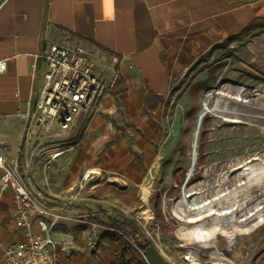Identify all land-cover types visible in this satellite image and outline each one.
I'll return each instance as SVG.
<instances>
[{
	"label": "crops",
	"instance_id": "crops-1",
	"mask_svg": "<svg viewBox=\"0 0 264 264\" xmlns=\"http://www.w3.org/2000/svg\"><path fill=\"white\" fill-rule=\"evenodd\" d=\"M262 16L264 0H0V62L6 65L0 72V150L8 160L18 158L19 126L15 120L4 118L22 110L36 88L32 67L41 63L36 56L45 36L60 42L68 33L71 42L94 44L115 53L121 60L119 90L105 96L80 149L55 164L49 182L55 197L78 194L89 202L84 206L55 200L74 219H90L105 226L91 210L98 203L139 212L137 182L119 186L107 179L119 190L137 189L138 205L125 208L120 201L86 196L92 189L88 190L90 184L105 178L103 170L95 165L100 147L116 141L125 149L141 151L148 147L150 151L162 139L158 116L162 99L191 58L208 44ZM82 167L90 178L80 191L83 179L79 181L78 174ZM32 172L35 182L43 187L41 167L36 165ZM135 173L122 170L123 176L134 181ZM15 210L13 192L1 191L0 263L4 249L25 238V231L16 226ZM129 221L138 226L134 216ZM33 231H39L37 225ZM51 236L57 243V264H122L133 259L120 240L108 235L98 237L76 221L62 222Z\"/></svg>",
	"mask_w": 264,
	"mask_h": 264
},
{
	"label": "rangeland",
	"instance_id": "rangeland-1",
	"mask_svg": "<svg viewBox=\"0 0 264 264\" xmlns=\"http://www.w3.org/2000/svg\"><path fill=\"white\" fill-rule=\"evenodd\" d=\"M262 18L191 58L162 99V139L150 151L125 149L116 141L95 148L100 150L95 165L104 179L119 186L138 183L141 208L134 213L118 205L89 208L109 227V219L137 218L140 243L152 245L167 264H182L184 254L228 264H264V230L249 235L261 223L239 229L251 206L264 207V141H218L216 119L208 112V97L223 86L264 96V26L243 34ZM123 169L135 170V181L123 176ZM86 173L82 167L79 181ZM78 198L74 204L88 206L82 195ZM241 230L247 234L239 235ZM129 250L137 264V253Z\"/></svg>",
	"mask_w": 264,
	"mask_h": 264
},
{
	"label": "built area",
	"instance_id": "built-area-1",
	"mask_svg": "<svg viewBox=\"0 0 264 264\" xmlns=\"http://www.w3.org/2000/svg\"><path fill=\"white\" fill-rule=\"evenodd\" d=\"M70 39L68 33H64L60 42L50 41L45 36L36 56L41 63L32 67L35 90L22 110L4 118L18 124L20 144L18 158L14 160H8L0 150V192L6 189L13 192L15 223L25 231V238L4 249L0 264H57V243L51 233L57 225L68 221L78 222L98 237H115L137 253L138 263L151 264L138 244V236L131 237L125 231L90 219H74L66 214L64 205L55 204V200L71 204L79 195L60 198L51 193L49 176L55 164L81 147L103 99L117 92L122 83L118 55L94 44L85 46ZM5 68V62H0V72ZM36 165L43 172V187L34 179L32 171ZM89 178L90 175L83 178L80 191ZM34 225L38 226V232L33 231ZM122 264L136 263L126 259ZM182 264L228 263L184 254Z\"/></svg>",
	"mask_w": 264,
	"mask_h": 264
},
{
	"label": "bare ground",
	"instance_id": "bare-ground-1",
	"mask_svg": "<svg viewBox=\"0 0 264 264\" xmlns=\"http://www.w3.org/2000/svg\"><path fill=\"white\" fill-rule=\"evenodd\" d=\"M208 112L215 117L218 131L216 139L220 142H230L237 139L264 141V96L256 91L223 86L217 94L208 97ZM264 143V142H263ZM143 200L146 201V195ZM259 221L257 228L250 237L264 230V207L253 205L246 213V218L240 222L239 229L247 228L252 222ZM239 235H246L243 230ZM236 235V234H234ZM233 236V235H231ZM227 236V239L231 238Z\"/></svg>",
	"mask_w": 264,
	"mask_h": 264
},
{
	"label": "trees",
	"instance_id": "trees-1",
	"mask_svg": "<svg viewBox=\"0 0 264 264\" xmlns=\"http://www.w3.org/2000/svg\"><path fill=\"white\" fill-rule=\"evenodd\" d=\"M264 26V18L256 19L250 25L247 26L245 33L256 30ZM92 187L91 190H89ZM88 190L86 192V196L88 197H96L98 199H102L109 202L120 201L121 205L125 208L128 206L138 205L140 201L136 199L137 189L128 188L125 190H119L116 186L109 184L106 179H102L98 183H93L88 186ZM134 198L132 199V196ZM110 226L117 227L121 230H129L131 237H136L137 233L139 232L138 227L134 221L123 220V221H116L112 220L109 222ZM139 246H142V243L139 242ZM133 261V259H131ZM135 262V261H133ZM120 264V263H114Z\"/></svg>",
	"mask_w": 264,
	"mask_h": 264
},
{
	"label": "water",
	"instance_id": "water-1",
	"mask_svg": "<svg viewBox=\"0 0 264 264\" xmlns=\"http://www.w3.org/2000/svg\"><path fill=\"white\" fill-rule=\"evenodd\" d=\"M142 248L151 264H167L163 257L152 246L143 244Z\"/></svg>",
	"mask_w": 264,
	"mask_h": 264
}]
</instances>
